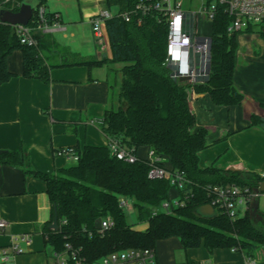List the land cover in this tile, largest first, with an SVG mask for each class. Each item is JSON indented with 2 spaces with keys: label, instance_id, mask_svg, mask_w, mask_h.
Listing matches in <instances>:
<instances>
[{
  "label": "trees",
  "instance_id": "obj_1",
  "mask_svg": "<svg viewBox=\"0 0 264 264\" xmlns=\"http://www.w3.org/2000/svg\"><path fill=\"white\" fill-rule=\"evenodd\" d=\"M23 1L13 0V8L0 2L1 10L17 12ZM47 1L38 0L29 26ZM137 2L104 0V5L107 10L115 8L121 14L131 11ZM207 3L217 4V0H207ZM228 24L229 19L217 5L209 34V78L205 84L194 87L170 78L164 66L167 30L154 16L142 18L141 24L135 18L126 23L119 16L113 17L106 22L111 60L75 62L65 60L67 51L52 44L48 34L38 33L36 45L29 47L20 44L14 28L0 24V85L12 78L6 62L16 50L22 52L23 77L45 84L50 82L49 73L55 67L83 65L91 69L118 65L117 109L105 111L98 121L100 131L108 140L119 141L134 154L141 147L149 148L156 156L168 160L172 169L183 173L189 182L179 192L184 206L166 213L162 207L173 191L170 184L149 179L148 162L118 161L108 147H77L76 162L53 174L27 169L25 174L45 183L51 204V219L44 227L47 246L56 251L62 250L66 243L81 247L90 262L121 250L155 251L158 241L172 237L180 240L184 250L231 249L246 260L264 252L263 213L257 217L251 209L244 217L234 220L222 214L209 218L199 213L202 206L209 204L207 187L236 185L254 190L264 183V178L256 174L219 170L213 165L199 167L198 154L207 147V132H192L195 118L189 108V91L207 94L219 107H235L243 101L242 94L233 85L237 42L236 35L228 36ZM252 124L256 125V120ZM261 126L264 128V124ZM24 163L21 153L0 152L1 165L23 168ZM119 198L132 206L134 224L127 223ZM54 211L58 218L57 233L49 229ZM107 217L112 227L99 236L95 229ZM140 224H147V228L135 230Z\"/></svg>",
  "mask_w": 264,
  "mask_h": 264
},
{
  "label": "crops",
  "instance_id": "obj_2",
  "mask_svg": "<svg viewBox=\"0 0 264 264\" xmlns=\"http://www.w3.org/2000/svg\"><path fill=\"white\" fill-rule=\"evenodd\" d=\"M92 10L83 8L82 20L89 25ZM61 38L65 40L66 35ZM90 38L93 44L90 50L76 40L68 43L53 37L50 40L66 50L64 55L72 56L74 62L111 60L110 46L101 50L95 45L92 32ZM236 42L233 85L243 101L239 106L219 107L207 94L190 90L188 103L195 118L192 132H207V147L198 154L200 168L213 165L219 170L261 175L264 174L261 126L264 124V31L237 34ZM22 64V52H12L6 62L12 78L0 85V152L21 153L25 158L23 168L0 164V222L5 224L0 231V250L9 247L13 237L27 235L29 244L21 245L23 253L13 257L9 264H47L52 248L46 245L44 227L51 219V204L45 183L24 171L53 174L75 163L58 157V151H75L83 146L107 147L108 139L100 131L98 121L106 110L115 106L112 90L117 86L115 74L120 67L107 64L91 69L83 65L55 67L50 70V82L45 84L24 78ZM252 120H256V125ZM149 152V148L141 147L136 156L148 162ZM165 164L171 167L166 159ZM169 195L170 199L177 197L174 191ZM146 228L147 224H140L134 229ZM155 254L157 264H246L244 256L231 249L184 250L175 237L158 241ZM253 260L257 264L264 262L257 257Z\"/></svg>",
  "mask_w": 264,
  "mask_h": 264
},
{
  "label": "built area",
  "instance_id": "obj_3",
  "mask_svg": "<svg viewBox=\"0 0 264 264\" xmlns=\"http://www.w3.org/2000/svg\"><path fill=\"white\" fill-rule=\"evenodd\" d=\"M1 2L2 5L11 4V8L14 6L13 0H1ZM99 2L103 3L104 0H98L97 3ZM217 5L229 19L228 36L264 31V0H217L215 5L208 4L207 0H138L129 12L118 14L99 8L89 16L88 20L95 45L104 50L109 48L106 32L108 20L119 16L126 23L135 18L137 23L141 24L142 18L154 16L167 30L164 66L170 78L177 83L194 87L205 84L209 78L211 47L209 34ZM48 14L49 18L44 8H40L33 25L13 27L21 45L35 46L37 43L35 36L38 33L54 34L65 31V27L61 24V16L58 13ZM107 147L118 161L128 164L138 161L133 150L126 149L117 140H108ZM56 155L74 162L77 160V155L72 149L60 150ZM148 164L150 165L148 178L167 181L177 193L176 198H169L163 203V210L171 213L174 209L184 206L179 193L189 183L184 174L167 166L164 157L156 156L151 151ZM259 176L264 178V174ZM207 193L208 205L213 211L233 220L242 218L250 212L254 200L262 194L259 188L251 190L236 185L207 187ZM118 204L122 210L133 214L132 206L124 198H119ZM111 227L112 222L109 217L104 218L98 223L95 233L103 236ZM4 228L5 224L0 222V231ZM58 231L59 228L56 233ZM29 240L27 235L13 237L10 246L0 250V263L9 264L13 257L23 253L21 245L29 244ZM47 264H157V261L153 249H130L116 251L90 262L83 255L81 247L66 243L62 250L56 251L52 248ZM246 264L257 263L250 259L246 260Z\"/></svg>",
  "mask_w": 264,
  "mask_h": 264
},
{
  "label": "rangeland",
  "instance_id": "obj_4",
  "mask_svg": "<svg viewBox=\"0 0 264 264\" xmlns=\"http://www.w3.org/2000/svg\"><path fill=\"white\" fill-rule=\"evenodd\" d=\"M98 0H48L44 5V10L46 14L48 13H60L63 21V26H65V31L60 33L48 34L50 37L55 38L58 41H62V36L66 35V39L62 42L68 43L70 40H76L81 47H87L86 49H93V44L91 43L90 33L91 26L82 20L83 18V8L91 7L92 11H97L99 8L103 9L105 7L103 3H97ZM30 3L33 7L36 6L37 0H30ZM215 5V3H212ZM112 12H115V8L110 9ZM204 30L207 31V28L204 27ZM72 35V36H71ZM64 44V43H62ZM65 60L72 61L74 58L72 56L65 55ZM55 61H58L56 59ZM114 71L111 73L112 82H114ZM119 80V77H117ZM117 87H113V109H117ZM258 208L259 212L264 214V193H262L258 198ZM126 220L129 225L134 224L135 220L133 214H130L125 211ZM138 226V225H137ZM140 226V225H139ZM257 258L264 261V252L260 251L257 253Z\"/></svg>",
  "mask_w": 264,
  "mask_h": 264
},
{
  "label": "water",
  "instance_id": "obj_5",
  "mask_svg": "<svg viewBox=\"0 0 264 264\" xmlns=\"http://www.w3.org/2000/svg\"><path fill=\"white\" fill-rule=\"evenodd\" d=\"M39 2L37 0V4L35 7L32 6L30 0H24L17 12H12L9 10H0V23L11 26L12 28L21 25L27 26L33 17V11L36 10ZM229 171L234 172V169H230ZM259 191L261 193L264 192V183L261 184ZM251 208L253 209V213L256 214L257 217H260V212L258 210V199H255ZM199 213L203 217H214L217 213L213 211L212 207L209 205L202 206L199 209ZM258 213V214H257ZM49 229L56 232L58 230V218L56 211H54V218L52 224L49 226Z\"/></svg>",
  "mask_w": 264,
  "mask_h": 264
}]
</instances>
